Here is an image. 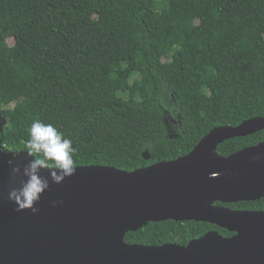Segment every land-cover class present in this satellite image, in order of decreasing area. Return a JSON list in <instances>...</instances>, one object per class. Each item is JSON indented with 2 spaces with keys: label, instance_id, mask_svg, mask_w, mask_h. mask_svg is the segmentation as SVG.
I'll use <instances>...</instances> for the list:
<instances>
[{
  "label": "trees",
  "instance_id": "obj_1",
  "mask_svg": "<svg viewBox=\"0 0 264 264\" xmlns=\"http://www.w3.org/2000/svg\"><path fill=\"white\" fill-rule=\"evenodd\" d=\"M254 117H264V0H0V142L9 151H23L38 119L72 140L76 166L133 171ZM262 141L264 129L218 151ZM218 203L264 210V197ZM211 230L234 234L168 219L125 239L186 245Z\"/></svg>",
  "mask_w": 264,
  "mask_h": 264
},
{
  "label": "water",
  "instance_id": "obj_2",
  "mask_svg": "<svg viewBox=\"0 0 264 264\" xmlns=\"http://www.w3.org/2000/svg\"><path fill=\"white\" fill-rule=\"evenodd\" d=\"M263 129L264 117L217 126L187 155L133 171L77 166L62 183L49 181L36 213L17 211L8 199L19 186L8 161L22 169L32 157L26 151L13 156L0 142V264H264V210L218 203L264 197V141L228 156L218 151L225 140ZM168 219L208 222L234 234L211 230L186 245L125 239Z\"/></svg>",
  "mask_w": 264,
  "mask_h": 264
},
{
  "label": "clouds",
  "instance_id": "obj_3",
  "mask_svg": "<svg viewBox=\"0 0 264 264\" xmlns=\"http://www.w3.org/2000/svg\"><path fill=\"white\" fill-rule=\"evenodd\" d=\"M27 140L23 151L29 157L26 164L21 166L9 160L11 179L18 182V187L10 188L8 199L16 205L17 211L31 209L33 213L39 211L35 207L41 195L50 188V183L60 184L66 177L76 172V161L72 140L51 123L33 120L27 128ZM18 153H13L16 156ZM47 170V175H42ZM56 202H53L55 205Z\"/></svg>",
  "mask_w": 264,
  "mask_h": 264
},
{
  "label": "rangeland",
  "instance_id": "obj_4",
  "mask_svg": "<svg viewBox=\"0 0 264 264\" xmlns=\"http://www.w3.org/2000/svg\"><path fill=\"white\" fill-rule=\"evenodd\" d=\"M9 42H10V43H14V38H10V39H9Z\"/></svg>",
  "mask_w": 264,
  "mask_h": 264
}]
</instances>
